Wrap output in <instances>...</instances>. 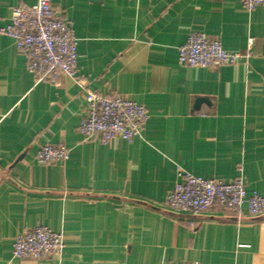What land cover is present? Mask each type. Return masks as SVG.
Wrapping results in <instances>:
<instances>
[{
    "label": "crops",
    "instance_id": "0c3cea01",
    "mask_svg": "<svg viewBox=\"0 0 264 264\" xmlns=\"http://www.w3.org/2000/svg\"><path fill=\"white\" fill-rule=\"evenodd\" d=\"M0 0V27L14 7ZM72 23L75 79L35 83L0 35V264H264V215L217 206L197 218L165 208L178 168L264 196V9L239 0H51ZM191 33L250 56L213 70L178 63ZM124 97L148 118L131 142L84 138L85 91ZM198 99H205L198 104ZM45 144L69 149L39 165ZM61 233L58 258L16 260L14 238Z\"/></svg>",
    "mask_w": 264,
    "mask_h": 264
},
{
    "label": "built area",
    "instance_id": "2783aa9c",
    "mask_svg": "<svg viewBox=\"0 0 264 264\" xmlns=\"http://www.w3.org/2000/svg\"><path fill=\"white\" fill-rule=\"evenodd\" d=\"M239 1L248 11L257 7L264 9V0ZM0 35L13 40L35 83L57 81L63 76L75 79L77 39L72 23L51 6V0H36L31 7H14L9 23L0 27ZM250 49L251 42L245 54L228 52L222 48L219 39L191 33L178 49V63L213 70L248 59ZM85 101L78 133L86 139L98 137L104 144L114 139L131 142L139 136L141 125L148 118L142 105L124 97H108L86 90ZM68 158L69 149L62 144H45L36 154L39 165L64 163ZM164 205L168 212L186 216L190 227L194 223L188 218L202 216L215 206L225 211L245 208L248 215L254 217L264 215V196L246 192L240 169L232 181L224 183L196 177L178 168L176 181L167 193ZM63 248L61 233L35 225L25 228L14 238L12 257L20 261L55 259Z\"/></svg>",
    "mask_w": 264,
    "mask_h": 264
},
{
    "label": "water",
    "instance_id": "95a60500",
    "mask_svg": "<svg viewBox=\"0 0 264 264\" xmlns=\"http://www.w3.org/2000/svg\"><path fill=\"white\" fill-rule=\"evenodd\" d=\"M201 101H205V99H198L196 103L198 104Z\"/></svg>",
    "mask_w": 264,
    "mask_h": 264
}]
</instances>
